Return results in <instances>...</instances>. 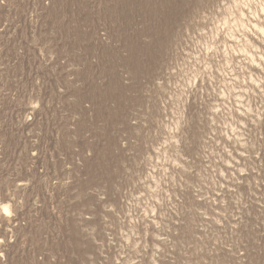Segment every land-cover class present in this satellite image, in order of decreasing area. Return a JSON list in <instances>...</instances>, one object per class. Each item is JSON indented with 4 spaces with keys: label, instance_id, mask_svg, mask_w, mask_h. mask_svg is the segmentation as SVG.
Segmentation results:
<instances>
[{
    "label": "rangeland",
    "instance_id": "1",
    "mask_svg": "<svg viewBox=\"0 0 264 264\" xmlns=\"http://www.w3.org/2000/svg\"><path fill=\"white\" fill-rule=\"evenodd\" d=\"M0 253L264 264V0H0Z\"/></svg>",
    "mask_w": 264,
    "mask_h": 264
},
{
    "label": "snow or ice",
    "instance_id": "2",
    "mask_svg": "<svg viewBox=\"0 0 264 264\" xmlns=\"http://www.w3.org/2000/svg\"><path fill=\"white\" fill-rule=\"evenodd\" d=\"M5 212H7V209H5Z\"/></svg>",
    "mask_w": 264,
    "mask_h": 264
},
{
    "label": "clouds",
    "instance_id": "3",
    "mask_svg": "<svg viewBox=\"0 0 264 264\" xmlns=\"http://www.w3.org/2000/svg\"><path fill=\"white\" fill-rule=\"evenodd\" d=\"M0 255H2V253H0Z\"/></svg>",
    "mask_w": 264,
    "mask_h": 264
}]
</instances>
